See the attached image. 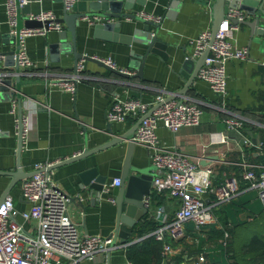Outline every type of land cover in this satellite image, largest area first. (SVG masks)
<instances>
[{"label": "crops", "instance_id": "obj_1", "mask_svg": "<svg viewBox=\"0 0 264 264\" xmlns=\"http://www.w3.org/2000/svg\"><path fill=\"white\" fill-rule=\"evenodd\" d=\"M88 1L78 0L73 11L86 10ZM29 4L32 13L23 16H33L42 10H52L59 18L66 12L64 0H32ZM170 5L171 0H147L145 5L137 2L134 4L133 12L136 14L143 10L164 16L160 27H153L152 30L167 44L164 49L167 56L150 52L146 59L143 77L134 76L138 69L132 67L131 62L135 54L146 53L148 48L146 43L136 40L127 43L95 35V24L83 20L77 33L79 51L96 58L111 56L118 69L134 72L129 73V76H123L95 60L84 58L85 69L75 94L50 85L45 80L46 77L71 73L78 62L73 53L60 54L58 58L53 56L50 46L59 39L61 30L50 29L43 34L29 35L25 44L27 54L34 65L27 70L28 72L21 68V72L18 73V66L13 64L14 59L6 58L2 69L15 81L19 80L17 77L20 75L21 84L17 82L16 88L8 90L7 100L0 99V170H16L18 167L19 131L15 119L21 112L27 116L28 127L26 135L22 136V167L26 172H33L38 162L57 164L87 148H96L130 130L139 119L130 117L125 121L110 122L107 118V111L114 97H139L144 101L153 102L158 95H162L166 99L197 103L205 111L201 124L197 126H184L178 131H173L160 123L157 131L162 144L167 148L183 152L200 165H205L202 162L208 156L219 155L220 159L212 161L207 159L206 164L212 165L215 170L213 186L223 184L231 175H236L240 180L241 187L236 196L226 203L215 206L221 218L226 215L224 210L235 201H241L245 208L242 217L244 215L254 220L260 212H264L257 189L250 187L249 181L243 177L245 169L241 163L243 157L222 142L226 131V118L230 115L244 118L246 133L253 140L256 138L257 142L264 141V34H253L250 26L243 23H240L238 29L234 31L233 43L237 46H248L250 57L245 60L231 59L228 62V93L225 97L217 94L210 83L201 79L199 75L188 87L187 93L182 94L181 90L188 84L191 76L189 71H186V75L182 74L184 64L186 60L193 62L201 56L195 55V46L190 40L202 31L212 29L213 10L211 5H202L196 0H182L180 9L170 17ZM62 25L66 26L65 23ZM142 26L141 20L133 17L123 18L120 32L131 34ZM11 30L7 0H0V52L2 53L16 50L15 34H12ZM68 36L72 39L70 31ZM14 99L17 102L15 112ZM205 143L209 145L204 147ZM126 154L127 141H123L85 157L58 164L51 169L47 168L57 184L73 196L70 204L71 216L81 223L83 232L103 236L115 232L117 208L111 195L113 186L105 188L100 194L83 184L80 171L97 166L101 174L108 176L107 183H109L115 177L121 176ZM133 157V161L140 166L153 165L150 152L144 145H136ZM246 157L258 173L264 169V142L261 149L257 146L247 148ZM11 181L12 176L0 174V200ZM21 182H18L9 193L14 198L15 207L19 211L29 207L22 197ZM149 200L150 211L138 222L126 243L119 240L114 249L103 251L93 259L85 258L80 264H129L131 261L127 256V250L130 245L152 236L161 225L160 221L152 216V211L155 212L160 206L172 220L181 203V200L172 196L168 190L159 192L154 187ZM206 200L210 204H215L217 194L207 193ZM148 217L156 222L155 228L144 224ZM211 225L214 224L200 230L195 227L196 234L201 239L190 233L188 224L184 237L176 240L168 236V239L177 244V252L168 262L162 261L161 264H172V260L174 262V257L177 256L184 258L179 264H214L216 244L208 240ZM143 226L148 232L139 236L136 230L143 229ZM198 251L205 254L204 262L199 261Z\"/></svg>", "mask_w": 264, "mask_h": 264}, {"label": "built area", "instance_id": "obj_2", "mask_svg": "<svg viewBox=\"0 0 264 264\" xmlns=\"http://www.w3.org/2000/svg\"><path fill=\"white\" fill-rule=\"evenodd\" d=\"M32 0H7L9 22L12 34H17L18 10L17 3L25 5ZM78 0H64L65 8L73 11ZM140 17L160 23L163 15H156L146 11L137 13ZM243 20L248 17L247 12L241 9H230L218 30L217 36L211 45V51L205 64L199 71V77L210 83L211 88L219 95L228 93L227 64L231 59L245 60L250 57L248 46H237L233 43L234 31L240 23H232L231 18ZM40 20H49L48 27L28 28L20 31V50L15 54V60L25 72L34 65L27 54L25 40L32 34H43L50 29L62 30V23L56 21L57 16L52 10H42L31 16ZM89 24L101 21L100 16L87 15L83 17ZM212 29L202 31L190 41L195 46V55H201L210 45ZM6 53L0 52V80L8 75L4 70ZM108 65L118 68L111 56L100 58ZM85 69V59L77 62L75 69L65 75L46 77L48 84L58 86L72 94L77 91L78 82ZM128 73L134 71L122 69ZM19 103V100H18ZM17 102L13 101V111ZM133 137L137 144L144 145L150 152L154 169L153 187L156 191L168 190L172 196L181 200L175 217L170 220L160 206L152 211V216L158 219L161 225L155 230L157 240L163 242V261L168 262L177 252L168 236L173 239L184 237L186 223L192 221L200 230L210 224H218L219 218L215 206L230 201L240 191V180L236 175L229 176L226 181L213 186L212 165H200L183 152L167 148L161 142L158 127L162 123L167 128L178 131L184 126L200 125L205 111L202 106L187 100L166 99L158 95L153 102L142 98L114 97L107 111L110 122L125 121L130 117L140 119L146 113ZM16 125L22 123V135L28 130L27 116H16ZM245 120L238 115L226 118V131L222 142L235 149L243 157L245 167L244 179L249 186L257 189L264 211V169L259 173L246 159V149L250 146L263 148V142H254L246 133ZM209 143H205L207 147ZM53 163L38 162L35 164V173L21 182L22 197L29 207L17 210L14 198L8 195L0 205V264H80L83 259L95 258L103 251H110L117 246L113 244L115 232L109 236L89 234L81 230V223L75 221L70 212L73 196L61 188L53 179L52 173L47 170ZM121 184V176L115 177L105 184V188ZM110 186V187H109ZM215 192L217 202L210 204L206 194ZM80 199L81 196H78ZM149 206L150 200L148 199ZM84 213V212H83ZM206 260L205 254L200 253L199 261ZM133 264V262H129Z\"/></svg>", "mask_w": 264, "mask_h": 264}, {"label": "water", "instance_id": "obj_3", "mask_svg": "<svg viewBox=\"0 0 264 264\" xmlns=\"http://www.w3.org/2000/svg\"><path fill=\"white\" fill-rule=\"evenodd\" d=\"M202 5H211L213 10V27H212V38L210 40V45L201 54V56L196 61L186 60L184 64V70L182 74L186 75V71L191 73L189 77L188 84H186L182 90V94L187 93L188 87L194 82L195 78L199 75L200 69L205 64L206 58L211 51V45L213 44L220 25L230 9H241L247 12L248 17L243 20H239L237 17H232V23H243L247 24L251 28L253 34L259 33L264 34V0H196ZM140 3L145 5L147 0H89L88 7L84 11H68L62 17L56 19L60 23H65L66 26L60 32L59 39L51 43V50L53 56L58 58L60 54L73 53L76 61L81 58L88 60H95L99 64L117 72L123 76H129L130 74L124 70L114 68L107 63H105L100 58H96L90 55H84L83 52L78 49L77 33L80 26L83 24V17L90 16H100L103 21L96 22L94 25L95 35H102L106 39H114L129 43L130 41L136 40L146 43L148 45L145 54H135V58L131 62V66L137 68L138 71L134 74L135 77H143L144 67L146 64L147 56L150 52H158L164 57L166 53L164 49L166 48V43L163 42L157 33L152 30L153 27H160V23L146 20L140 17L138 14L133 12L134 4ZM182 0H171L170 5V17H172L181 7ZM18 10V24H17V34L14 36L16 39V50H11L5 52L7 54V59H14V65L16 64L17 72H21L20 65L15 60V54L19 52L21 42H20V31L24 27L35 28V27H48L49 20H40L37 18H31V16H23V14L30 15L32 13L31 5L29 3L25 5H20L17 3ZM127 17H133L135 19L141 20L143 26L136 28L131 34H123L120 32L122 26V19ZM71 32L72 39H69L68 32ZM17 81L7 75L0 80V99L7 100L9 98L8 90L10 88H16L17 82L21 84L20 75L17 77ZM19 100V106L22 108L21 101ZM151 111L142 116L138 122L124 134L113 138L103 144H100L93 149H85L79 154L72 156L71 158L61 160L57 164H52L49 169L62 164L64 162L73 161L82 157H85L93 152L106 149L115 144L127 141V154L124 160L123 169L121 173V184L113 186L112 189V199L116 203L117 217H116V227H115V237L113 244L117 241L126 243L138 224L149 211L148 199L151 195V190L153 187V177L155 166H140V164L135 163L133 160L134 151L137 143L134 141L133 137L135 132L140 125L141 121L149 116ZM22 116V112L20 113ZM22 128L23 124L19 126V141H18V167L16 170H0V174H8L12 176V181L6 192L4 193L1 203L9 195L12 188L24 178L29 177L35 173L26 172L22 167L21 162V152L23 147L22 138ZM254 142L257 139L254 138ZM207 159L210 161L220 159L219 155H210L203 160V164H207ZM80 176L82 178L83 184L88 185L94 190L100 192V194L105 189V184L108 181V176L101 174L97 166L87 167L80 171Z\"/></svg>", "mask_w": 264, "mask_h": 264}, {"label": "trees", "instance_id": "obj_4", "mask_svg": "<svg viewBox=\"0 0 264 264\" xmlns=\"http://www.w3.org/2000/svg\"><path fill=\"white\" fill-rule=\"evenodd\" d=\"M244 211L245 208H243L241 201L231 203L224 210L226 214L224 218H221L218 210H216V214L220 216L219 223L222 226L219 227L218 224L211 225L208 237L209 241L216 244L217 253L214 264H264V220L259 221L261 216L264 217V212H260L259 216L254 220H250L249 217H242ZM152 220L148 217L144 224L155 228L156 222ZM186 224H188L190 233L192 232L193 235L198 237L195 224L192 221ZM136 232L139 233V236H143L148 232V229L144 227L143 229H137ZM168 241L175 246L177 245L173 240L168 239ZM162 250L163 242L157 240L153 234L130 245L127 256L133 264H161L163 261ZM201 252L198 251V253ZM183 260L182 256H177L174 257V262L172 260L171 263L179 264Z\"/></svg>", "mask_w": 264, "mask_h": 264}, {"label": "rangeland", "instance_id": "obj_5", "mask_svg": "<svg viewBox=\"0 0 264 264\" xmlns=\"http://www.w3.org/2000/svg\"><path fill=\"white\" fill-rule=\"evenodd\" d=\"M246 216H244L243 215V218H245ZM261 220H264V217L263 216H261V218L259 219V221H261ZM263 222V221H262Z\"/></svg>", "mask_w": 264, "mask_h": 264}]
</instances>
